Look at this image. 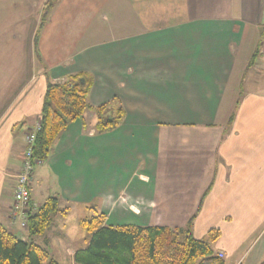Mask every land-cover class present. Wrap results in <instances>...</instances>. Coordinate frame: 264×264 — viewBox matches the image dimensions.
Instances as JSON below:
<instances>
[{
    "label": "crops",
    "instance_id": "1",
    "mask_svg": "<svg viewBox=\"0 0 264 264\" xmlns=\"http://www.w3.org/2000/svg\"><path fill=\"white\" fill-rule=\"evenodd\" d=\"M263 23L264 0H56L39 32L40 67L0 119V224L28 240L9 218L25 135L47 82L83 74L88 103L122 107L124 118L98 134L87 111L85 125L60 133L30 199L55 198L65 214L29 240L77 264L88 240L79 221L96 210L110 226L191 220L197 239L217 230L211 247L224 260L262 241L253 263L262 262Z\"/></svg>",
    "mask_w": 264,
    "mask_h": 264
},
{
    "label": "trees",
    "instance_id": "2",
    "mask_svg": "<svg viewBox=\"0 0 264 264\" xmlns=\"http://www.w3.org/2000/svg\"><path fill=\"white\" fill-rule=\"evenodd\" d=\"M54 0L43 9L42 28ZM39 33L35 35V53ZM90 78L83 74L69 75L61 81H48L39 117L40 127L35 134L33 156L46 160L60 133L75 120L85 125L83 115L94 111L96 133L116 129L124 118V109L107 105L92 107L88 103ZM93 210V209H90ZM90 218L79 221L88 233L87 246L74 255L77 264H225L223 257L211 247L219 238L217 230L197 239L191 231V220L184 228L163 226H110L105 216L93 210ZM55 198L47 199L27 218L28 240H23L0 224V264H57L48 251L29 238L40 235L58 214ZM259 264H264V261Z\"/></svg>",
    "mask_w": 264,
    "mask_h": 264
},
{
    "label": "rangeland",
    "instance_id": "3",
    "mask_svg": "<svg viewBox=\"0 0 264 264\" xmlns=\"http://www.w3.org/2000/svg\"><path fill=\"white\" fill-rule=\"evenodd\" d=\"M48 1L0 0V119L6 107L27 83L30 74L40 67L38 54L34 52V40L41 30L43 9ZM90 217V213L86 212V218ZM262 244V241L255 244L249 251L243 247L232 258H226L225 263L235 264V258L239 256L242 258L239 264H254L256 249ZM262 255L263 261L264 253Z\"/></svg>",
    "mask_w": 264,
    "mask_h": 264
},
{
    "label": "built area",
    "instance_id": "4",
    "mask_svg": "<svg viewBox=\"0 0 264 264\" xmlns=\"http://www.w3.org/2000/svg\"><path fill=\"white\" fill-rule=\"evenodd\" d=\"M262 28L264 29V23ZM39 127L38 121L25 135V147L20 169L14 178L13 200L9 218L11 223L18 224L21 230H26L28 216L38 209V206L33 204L30 199V184L36 167L43 163V160L36 159L33 156L35 134ZM219 256L223 257L221 254Z\"/></svg>",
    "mask_w": 264,
    "mask_h": 264
}]
</instances>
